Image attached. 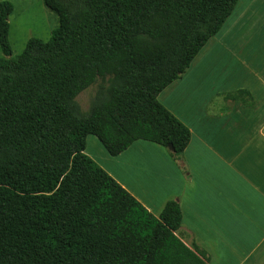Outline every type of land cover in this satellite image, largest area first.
Instances as JSON below:
<instances>
[{
	"label": "trees",
	"instance_id": "16d2710c",
	"mask_svg": "<svg viewBox=\"0 0 264 264\" xmlns=\"http://www.w3.org/2000/svg\"><path fill=\"white\" fill-rule=\"evenodd\" d=\"M238 0H43L58 26L12 55L0 1V264H209L168 200L148 211L85 153L144 140L181 157L189 129L157 99ZM97 83L87 110L76 96Z\"/></svg>",
	"mask_w": 264,
	"mask_h": 264
},
{
	"label": "crops",
	"instance_id": "0c3cea01",
	"mask_svg": "<svg viewBox=\"0 0 264 264\" xmlns=\"http://www.w3.org/2000/svg\"><path fill=\"white\" fill-rule=\"evenodd\" d=\"M198 57L157 96L189 129L180 158L144 140L112 156L96 137L85 153L153 215L176 201L209 264H264V62Z\"/></svg>",
	"mask_w": 264,
	"mask_h": 264
},
{
	"label": "rangeland",
	"instance_id": "374dc122",
	"mask_svg": "<svg viewBox=\"0 0 264 264\" xmlns=\"http://www.w3.org/2000/svg\"><path fill=\"white\" fill-rule=\"evenodd\" d=\"M8 1L14 6L8 20L12 55L21 53L31 37L49 39L51 31L58 26V19L43 0ZM205 46L197 55L202 58L200 62H264V0H238L231 15ZM96 88L97 83L76 96L83 110L88 109ZM87 137L95 138L92 135ZM87 151L93 155L97 153L89 142Z\"/></svg>",
	"mask_w": 264,
	"mask_h": 264
}]
</instances>
